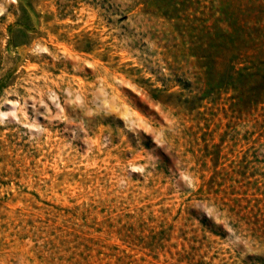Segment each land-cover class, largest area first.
<instances>
[{
	"label": "rangeland",
	"instance_id": "1",
	"mask_svg": "<svg viewBox=\"0 0 264 264\" xmlns=\"http://www.w3.org/2000/svg\"><path fill=\"white\" fill-rule=\"evenodd\" d=\"M263 75L264 0H0V264H264Z\"/></svg>",
	"mask_w": 264,
	"mask_h": 264
},
{
	"label": "trees",
	"instance_id": "2",
	"mask_svg": "<svg viewBox=\"0 0 264 264\" xmlns=\"http://www.w3.org/2000/svg\"><path fill=\"white\" fill-rule=\"evenodd\" d=\"M241 54V53H240ZM231 56H234L236 59H239L240 58V56H239V54H238V52H237V54H233L232 53V55ZM264 76V75H263Z\"/></svg>",
	"mask_w": 264,
	"mask_h": 264
},
{
	"label": "bare ground",
	"instance_id": "3",
	"mask_svg": "<svg viewBox=\"0 0 264 264\" xmlns=\"http://www.w3.org/2000/svg\"><path fill=\"white\" fill-rule=\"evenodd\" d=\"M97 146V145H96ZM100 146V145H99ZM99 148V147H98Z\"/></svg>",
	"mask_w": 264,
	"mask_h": 264
}]
</instances>
